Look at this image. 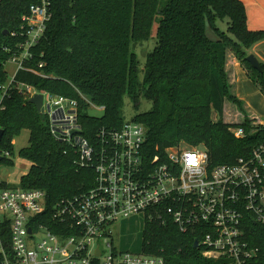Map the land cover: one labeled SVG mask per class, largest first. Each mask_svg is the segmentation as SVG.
Returning <instances> with one entry per match:
<instances>
[{"label": "trees", "instance_id": "trees-1", "mask_svg": "<svg viewBox=\"0 0 264 264\" xmlns=\"http://www.w3.org/2000/svg\"><path fill=\"white\" fill-rule=\"evenodd\" d=\"M32 4L40 0H0V94L8 80L5 64L22 52ZM45 4L44 32L28 46L24 67L15 70L0 96V153H11L13 136L29 131L28 145L18 151L30 162L20 177L21 187L43 190L51 204L86 190L94 178L91 168L77 164L67 144L53 139L29 96L18 89L21 82L77 99L86 136H94L99 128L122 126L123 96L135 109L140 97L150 101L149 110L132 117L145 128L147 159L183 142L202 145L212 165L232 163L264 141V125L246 113L226 68L232 55L264 95V62L257 71L245 60L246 50L264 39V29L248 28L242 0H45ZM223 19L226 31L217 26ZM153 25L156 44L145 55L140 78L135 47L148 40ZM29 68L48 76L39 77ZM88 101L103 107L100 117L87 114ZM227 101L241 111L240 122L223 120ZM238 127L241 136L231 130ZM0 163L9 165L12 160L3 157ZM5 186L0 182V188ZM247 226L245 237L255 252L246 264H264V224L250 220ZM197 236L178 231L170 222H147L141 250L162 256L165 264H228L227 259L203 256L193 247Z\"/></svg>", "mask_w": 264, "mask_h": 264}, {"label": "built area", "instance_id": "built-area-1", "mask_svg": "<svg viewBox=\"0 0 264 264\" xmlns=\"http://www.w3.org/2000/svg\"><path fill=\"white\" fill-rule=\"evenodd\" d=\"M29 11L22 52L9 60L16 70L24 67L27 48L39 40L48 19L45 0ZM17 87L29 98L42 95L41 117L50 135L67 144L94 178L86 190L51 204L38 188L7 183L0 188L2 264H165L162 256L114 245L113 224L139 214L144 227L170 222L180 232L197 234L196 247L206 257L246 264L255 252L245 233L247 221L264 224V141L232 163L210 164L202 145L177 144L147 159L140 123L130 120L86 136L77 99L23 82ZM231 130L243 135L240 127Z\"/></svg>", "mask_w": 264, "mask_h": 264}, {"label": "rangeland", "instance_id": "rangeland-1", "mask_svg": "<svg viewBox=\"0 0 264 264\" xmlns=\"http://www.w3.org/2000/svg\"><path fill=\"white\" fill-rule=\"evenodd\" d=\"M217 26L222 31H226V19L219 20L217 22ZM155 44H156V38H155L154 25H153L148 40L145 41L142 45H137L135 47V54L138 59V69H139L138 75L140 78H142V74H143L141 69H143L144 66L145 55L147 52L152 50ZM5 69L7 70V78L10 79L15 73L16 65L12 61H8L5 64ZM241 80L242 79L240 78V81ZM230 81L231 80H229V82ZM243 91L245 95H247L248 100L251 99L255 102L256 108L260 107L261 97L259 98H256L255 96L252 97L251 92L247 90H243ZM78 93L81 97L87 99V97L84 94H81V92L79 91ZM138 101H139L138 109H135L131 99L127 95L123 96L122 106L120 109L121 118L123 122L132 120V117L136 112L147 111L151 107L150 101L146 100L143 97H140ZM86 112L88 115L94 117H100L103 113L102 109L99 106L97 107L91 106L86 110ZM213 118L214 119L216 118L215 115H213ZM242 118L243 115L239 110V108L235 104H232L231 102L227 101L224 107L223 120L229 123H237L240 122ZM257 122H258L257 119L254 118V123ZM28 136H29V131L27 129H23L19 134L13 136L11 142V153H8V155L4 156L5 158L11 159L12 163L9 165L0 163V182H5L9 186H18L21 175H24L28 171L30 162L27 159L20 156L18 153L20 148H23L28 145ZM180 145L186 146L188 144L181 142ZM143 228H144V220L140 214L117 220L113 224V230H112L114 245L120 249L139 252L142 246Z\"/></svg>", "mask_w": 264, "mask_h": 264}, {"label": "crops", "instance_id": "crops-1", "mask_svg": "<svg viewBox=\"0 0 264 264\" xmlns=\"http://www.w3.org/2000/svg\"><path fill=\"white\" fill-rule=\"evenodd\" d=\"M242 1L246 10L248 28L253 30L264 29V0ZM246 51L247 54H253L259 62H264V39L253 43ZM226 68L230 71L229 76L230 83L233 84V93L242 101L246 112L264 125V95L249 78L244 67L232 55L228 57ZM243 90L251 92L252 97H261L260 107L256 108L255 102L251 99L248 100Z\"/></svg>", "mask_w": 264, "mask_h": 264}, {"label": "water", "instance_id": "water-1", "mask_svg": "<svg viewBox=\"0 0 264 264\" xmlns=\"http://www.w3.org/2000/svg\"><path fill=\"white\" fill-rule=\"evenodd\" d=\"M6 32V31H4ZM245 60L251 65V67L257 71H260V63L259 61L257 60V58L253 55V54H248L246 57H245ZM41 99H42V95L37 93V94H34L33 96H31L29 98V102L32 103L36 109V111L41 115ZM3 134V129H0V139H1V136ZM2 156L0 155V161L2 160ZM197 246V241L194 240L193 241V247H196Z\"/></svg>", "mask_w": 264, "mask_h": 264}]
</instances>
